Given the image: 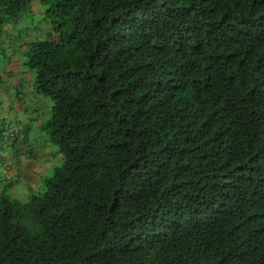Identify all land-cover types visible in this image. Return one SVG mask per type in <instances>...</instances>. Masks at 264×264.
Returning a JSON list of instances; mask_svg holds the SVG:
<instances>
[{"label":"trees","instance_id":"obj_1","mask_svg":"<svg viewBox=\"0 0 264 264\" xmlns=\"http://www.w3.org/2000/svg\"><path fill=\"white\" fill-rule=\"evenodd\" d=\"M38 1L18 49L63 162L1 170L0 264H264V0Z\"/></svg>","mask_w":264,"mask_h":264},{"label":"rangeland","instance_id":"obj_2","mask_svg":"<svg viewBox=\"0 0 264 264\" xmlns=\"http://www.w3.org/2000/svg\"><path fill=\"white\" fill-rule=\"evenodd\" d=\"M30 6L36 10L31 12L27 8L22 17L28 14L31 22L0 25L1 40L8 44L0 57V172L12 168L17 170L22 163L21 157L28 158L35 150L36 157L40 159L36 164L41 165L45 159L48 165L46 175L50 176L54 168L63 162L57 146L48 139L43 128L51 115L52 101L36 93L35 72L26 64L25 54L18 49L21 39L35 40L36 34L50 31V26L45 18V7L38 0ZM11 174L13 191L18 194L13 193V198L25 201L23 199L30 191L38 189L35 177L25 178L21 175L19 178L16 172Z\"/></svg>","mask_w":264,"mask_h":264}]
</instances>
